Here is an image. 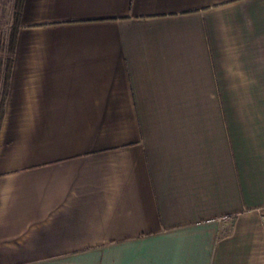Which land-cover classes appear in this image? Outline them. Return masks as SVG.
<instances>
[{"label":"crops","instance_id":"obj_1","mask_svg":"<svg viewBox=\"0 0 264 264\" xmlns=\"http://www.w3.org/2000/svg\"><path fill=\"white\" fill-rule=\"evenodd\" d=\"M0 264H264V0H23Z\"/></svg>","mask_w":264,"mask_h":264},{"label":"trees","instance_id":"obj_2","mask_svg":"<svg viewBox=\"0 0 264 264\" xmlns=\"http://www.w3.org/2000/svg\"><path fill=\"white\" fill-rule=\"evenodd\" d=\"M23 0H13V24L7 40H4L0 49V126L4 115V107L8 95L9 79L12 66V54L15 46L16 32Z\"/></svg>","mask_w":264,"mask_h":264},{"label":"rangeland","instance_id":"obj_3","mask_svg":"<svg viewBox=\"0 0 264 264\" xmlns=\"http://www.w3.org/2000/svg\"><path fill=\"white\" fill-rule=\"evenodd\" d=\"M13 1L3 0L0 4V32L2 39L7 40L13 24Z\"/></svg>","mask_w":264,"mask_h":264},{"label":"built area","instance_id":"obj_4","mask_svg":"<svg viewBox=\"0 0 264 264\" xmlns=\"http://www.w3.org/2000/svg\"><path fill=\"white\" fill-rule=\"evenodd\" d=\"M221 220H225V217H223Z\"/></svg>","mask_w":264,"mask_h":264}]
</instances>
